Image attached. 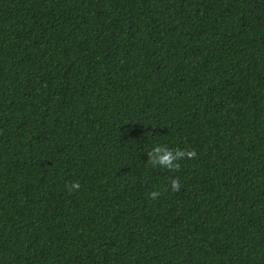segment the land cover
<instances>
[{"label":"trees","instance_id":"1","mask_svg":"<svg viewBox=\"0 0 264 264\" xmlns=\"http://www.w3.org/2000/svg\"><path fill=\"white\" fill-rule=\"evenodd\" d=\"M0 264H264V0H0Z\"/></svg>","mask_w":264,"mask_h":264},{"label":"clouds","instance_id":"2","mask_svg":"<svg viewBox=\"0 0 264 264\" xmlns=\"http://www.w3.org/2000/svg\"><path fill=\"white\" fill-rule=\"evenodd\" d=\"M149 155L152 157L154 164H159L169 169H176L179 168V161L185 156V153L179 150L172 151L165 146L157 145L152 149ZM187 155L191 156L193 154L187 153ZM76 187H78L77 184L71 186L72 189ZM172 188L173 190L178 188V183L176 181H173ZM152 195L155 197L156 193H152Z\"/></svg>","mask_w":264,"mask_h":264}]
</instances>
